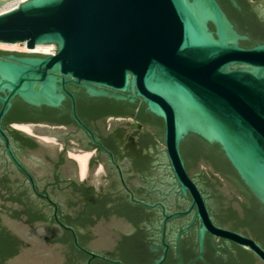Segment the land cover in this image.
<instances>
[{
	"label": "water",
	"instance_id": "95a60500",
	"mask_svg": "<svg viewBox=\"0 0 264 264\" xmlns=\"http://www.w3.org/2000/svg\"><path fill=\"white\" fill-rule=\"evenodd\" d=\"M227 1L242 12L237 0ZM248 2L264 22V0ZM260 36L264 27L251 32L246 19L241 28L217 0H27L0 15V42L25 43L28 49L53 44L56 52L0 51L8 54L0 58V124L15 98L33 108H59L68 97L73 101L74 119L91 134L76 114L67 85L85 88L93 97L131 104L142 100V106L163 120L165 149L181 194L190 196V210H195L203 226L200 252L204 233L209 231L248 250L264 264V247L258 241L214 226L180 151L189 135L218 146L264 212V44L241 46ZM0 136L7 142L1 128ZM201 171H210L204 161L192 169L193 177L204 186ZM222 183L219 190L227 206L236 191ZM232 206L238 208V203ZM213 209L225 215L220 204L214 203ZM55 220L64 227L56 214ZM4 223L24 239L20 225L7 218ZM116 225L104 221L93 228L92 246L104 248ZM64 228L72 233L75 249L88 256L86 264L94 259L122 264L85 250L74 230ZM65 257L59 245L33 242L21 246L5 264H63ZM164 258L152 264H161Z\"/></svg>",
	"mask_w": 264,
	"mask_h": 264
},
{
	"label": "flooded vegetation",
	"instance_id": "af4514ba",
	"mask_svg": "<svg viewBox=\"0 0 264 264\" xmlns=\"http://www.w3.org/2000/svg\"><path fill=\"white\" fill-rule=\"evenodd\" d=\"M7 55L0 53V58ZM66 88L74 97L78 118L92 135L74 119L73 101L68 97L59 108H33L15 98L1 120L0 128L7 138L6 142L0 136L2 241L9 237L14 245L37 242L67 249L74 247V239L64 227H71L85 250L122 264H152L162 257L161 264H262L248 250L209 231L204 233L200 252L199 230L203 226L195 218V210H190V196L181 194L165 149L163 120L142 106V100L131 104L90 96L82 87ZM16 125H30L35 134ZM180 151L214 226L256 240L250 233L217 221L219 214L210 209L209 196L188 167L192 159ZM81 155L89 157L84 174L77 159ZM204 163L210 171L199 173L202 182L205 177L215 178L223 186L226 180ZM236 203L238 208H234L241 213ZM178 213L187 214L179 217ZM4 218L20 225L24 239L4 223ZM104 221L118 225L112 230V240L97 248L90 242L92 231ZM78 252L80 259L71 263L86 264L88 256ZM68 262L65 257L63 264ZM90 264L113 263L94 259Z\"/></svg>",
	"mask_w": 264,
	"mask_h": 264
},
{
	"label": "trees",
	"instance_id": "16d2710c",
	"mask_svg": "<svg viewBox=\"0 0 264 264\" xmlns=\"http://www.w3.org/2000/svg\"><path fill=\"white\" fill-rule=\"evenodd\" d=\"M217 1L222 6L228 18L238 23L241 28L246 23V19H248V26L251 32L264 27V22H260L257 14L250 10L249 3L246 0H237L242 12L234 9L227 0ZM257 44H264V36L252 37L248 41L241 42V46L244 48H251ZM181 149L187 159H192V164L189 163L188 165L190 169H193L201 161H204L212 166L213 170L219 173L235 189L237 196L233 195V198L228 200L229 206L224 208L223 202L226 200V197L219 190L222 184L215 178L205 177L203 190L209 196L208 205L210 209L212 210L213 204L217 203L222 207V212L227 213L224 217L218 215L217 221L222 225L230 224L234 229H241L245 233H250L264 247V212L260 210L259 204L240 181L218 146L209 145L200 138L189 135L181 143ZM209 188L211 189L210 192H208ZM236 201L239 202L241 213L232 206V203ZM10 239L6 237L4 242L0 236V264H5L7 257L19 252L21 246L18 242L14 245V239ZM63 241L68 243L71 240L64 239ZM64 253L70 261L66 264H72V261L79 260L81 256L72 245L64 249ZM76 264L80 263L78 262Z\"/></svg>",
	"mask_w": 264,
	"mask_h": 264
},
{
	"label": "bare ground",
	"instance_id": "6f19581e",
	"mask_svg": "<svg viewBox=\"0 0 264 264\" xmlns=\"http://www.w3.org/2000/svg\"><path fill=\"white\" fill-rule=\"evenodd\" d=\"M27 0H0V5L9 4L11 5L4 7L0 10V15L5 13L11 12L19 7L20 4L24 3ZM0 51H7V52H17L21 54H41V55H54L56 52V46L53 44H37L33 47V49H28L27 45L20 44V43H2L0 42ZM30 125H16L15 127L25 133L34 135L32 133V129L29 128ZM44 141L46 140L49 142L48 137H43ZM52 141V140H50ZM88 155H81L78 156L77 159L79 161L81 167V173L84 174L86 170V163L88 160Z\"/></svg>",
	"mask_w": 264,
	"mask_h": 264
},
{
	"label": "rangeland",
	"instance_id": "374dc122",
	"mask_svg": "<svg viewBox=\"0 0 264 264\" xmlns=\"http://www.w3.org/2000/svg\"><path fill=\"white\" fill-rule=\"evenodd\" d=\"M9 5H11V3H9V4H3V5H0V6L6 7V6H9Z\"/></svg>",
	"mask_w": 264,
	"mask_h": 264
},
{
	"label": "built area",
	"instance_id": "2783aa9c",
	"mask_svg": "<svg viewBox=\"0 0 264 264\" xmlns=\"http://www.w3.org/2000/svg\"><path fill=\"white\" fill-rule=\"evenodd\" d=\"M4 8V6H0V10H2Z\"/></svg>",
	"mask_w": 264,
	"mask_h": 264
}]
</instances>
